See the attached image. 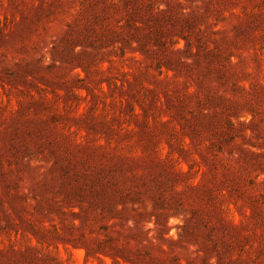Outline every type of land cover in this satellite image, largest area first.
Listing matches in <instances>:
<instances>
[{
    "label": "rangeland",
    "instance_id": "rangeland-1",
    "mask_svg": "<svg viewBox=\"0 0 264 264\" xmlns=\"http://www.w3.org/2000/svg\"><path fill=\"white\" fill-rule=\"evenodd\" d=\"M0 264H264V0H0Z\"/></svg>",
    "mask_w": 264,
    "mask_h": 264
}]
</instances>
